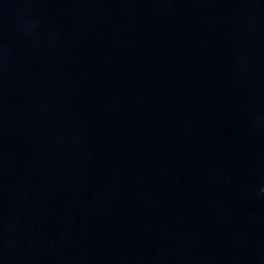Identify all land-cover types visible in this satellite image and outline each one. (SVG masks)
<instances>
[{"label": "water", "instance_id": "obj_1", "mask_svg": "<svg viewBox=\"0 0 264 264\" xmlns=\"http://www.w3.org/2000/svg\"><path fill=\"white\" fill-rule=\"evenodd\" d=\"M264 0H0V264H264Z\"/></svg>", "mask_w": 264, "mask_h": 264}, {"label": "clouds", "instance_id": "obj_2", "mask_svg": "<svg viewBox=\"0 0 264 264\" xmlns=\"http://www.w3.org/2000/svg\"><path fill=\"white\" fill-rule=\"evenodd\" d=\"M261 191H264V188H262Z\"/></svg>", "mask_w": 264, "mask_h": 264}]
</instances>
